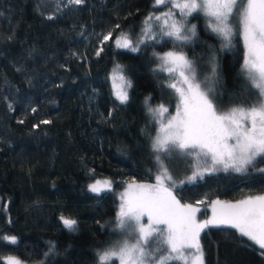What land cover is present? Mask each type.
Returning <instances> with one entry per match:
<instances>
[{"label":"trees","instance_id":"1","mask_svg":"<svg viewBox=\"0 0 264 264\" xmlns=\"http://www.w3.org/2000/svg\"><path fill=\"white\" fill-rule=\"evenodd\" d=\"M57 7L58 0H0V237L18 239L17 244L0 240V264L8 257L27 264H97V251L119 238L113 221L123 182H154L151 141L156 126L145 99L174 112L169 79L154 71L153 55L173 50V42L164 37L135 53L113 43L121 30L134 38L141 34L144 18L156 10L153 0H86L72 10L59 7V12ZM53 13L57 18L47 20ZM194 16L188 20L197 25V38L183 50L198 77L211 75L208 59L215 55L218 75H211L210 88L218 107L255 102L254 95H241L247 83L240 72V37L221 50L220 40L207 30L206 17ZM117 23L120 29L97 57L98 36ZM116 63L133 84L125 105L112 95L109 75ZM45 119L52 123L32 127ZM256 168H264L260 158L245 173L206 174L182 186V203L261 194L264 173ZM92 169L94 179L113 181L112 192L97 197L88 191ZM61 215L76 219L78 230L65 229ZM206 233L201 234L205 264H264L259 247L246 237H226L215 228ZM49 242L56 247L46 258Z\"/></svg>","mask_w":264,"mask_h":264},{"label":"snow or ice","instance_id":"2","mask_svg":"<svg viewBox=\"0 0 264 264\" xmlns=\"http://www.w3.org/2000/svg\"><path fill=\"white\" fill-rule=\"evenodd\" d=\"M85 4L86 0H65L64 7L72 10L71 6L79 8ZM161 6L168 10L146 16L141 34L135 38L121 30L113 40V33L120 29L118 23L98 36L97 57L110 40L117 49L135 53L141 51V45L158 44L164 37L169 38L173 50L153 53L159 61L154 71L168 74L167 87L175 97V111L170 113L164 104L153 107L149 104L151 97L145 99L147 112L156 126L151 144L156 160L155 182H123L125 187L118 194L113 221V233L122 239L98 250L97 264H114V261L119 264H205L201 234H207L206 230L212 228L221 230L226 237L235 233L246 237L264 256V195L236 202L214 199L210 204L205 200L182 203L184 198L179 195L182 186L194 184L206 174L230 170L245 173L255 167L258 158L264 163V0H153L154 9ZM57 11H60L59 6ZM194 14L207 18V30L220 40L221 50L232 47L234 37H240L243 44L241 74L247 83L241 95H254L255 102L222 110L213 89L202 86L194 61L183 50L197 38V25L189 26L188 20V17L195 18ZM56 18L55 13L46 17L50 21ZM208 66L212 77H216L219 64L215 55L208 59ZM109 79L112 95L120 105L127 104L133 84L124 66L116 63ZM108 116H112L111 111ZM19 123L23 124L24 120ZM51 123L45 119L32 127L39 129L40 125ZM189 158L195 164H191ZM177 161L193 169L190 176L179 181L168 167L169 163ZM256 171L264 173V168H256ZM94 173L92 169L88 175L94 179ZM87 189L99 197L113 191V181L94 179L87 184ZM208 207L211 216L199 219L198 214L204 215ZM60 221L69 232L78 230L76 219L61 215ZM0 240L18 243L14 235L0 237ZM55 247L49 242V251L44 256L47 258L54 253ZM5 264H24V261L8 257Z\"/></svg>","mask_w":264,"mask_h":264},{"label":"rangeland","instance_id":"3","mask_svg":"<svg viewBox=\"0 0 264 264\" xmlns=\"http://www.w3.org/2000/svg\"><path fill=\"white\" fill-rule=\"evenodd\" d=\"M64 3H65V0H58V6L59 7H64ZM168 9L166 8V7H164V6H161V7H159L158 9H156V10H154L152 13H155L156 15H159L161 12H164V11H167ZM177 18H179L178 17V15H177ZM206 20H207V18H206ZM190 26V25H189ZM159 38V37H158ZM158 63H159V61H157V66H158ZM241 72V71H240ZM165 74L167 75V77H168V74L165 72ZM206 78H209V79H206ZM212 77H211V75H209V76H199L198 77V79L202 82V86H206V87H208V88H210V79H211ZM169 79V78H168ZM110 82H111V80H110ZM170 82V81H169ZM168 82V83H169ZM111 89H112V86H111ZM236 105V104H235ZM234 104H232V106H235ZM232 106H227V107H222L221 109L222 110H227L229 107H232ZM174 111H175V109H174ZM173 114H174V112H173ZM151 144H152V141H151ZM189 160H190V163L191 164H195V161L194 160H191V158H189ZM168 167H169V170L171 171V173L173 174V176H174V178L175 179H177V181H179V180H183V179H185L187 176H190L191 174H192V168H190V167H188L187 166V164L185 163V162H183V161H177V162H174V163H169L168 164ZM96 179H104V178H96ZM92 182H94V180L93 181H91V182H89V183H92ZM154 182H155V179H154ZM153 182V183H154ZM139 183H146V182H139ZM151 183V182H150ZM125 187V186H124ZM124 190V188H122V190H120L119 191V193L120 192H122ZM118 193V194H119ZM260 195H264V192L263 193H261V194H258V195H249V196H247V197H245V198H240V199H237V200H234V201H232V200H222V199H220V200H222V201H230V202H236V201H239V200H242V199H246V198H248V197H250V196H260ZM117 200H118V196H117ZM205 200V199H204ZM198 201V200H197ZM119 202V201H118ZM210 204V203H209ZM202 208H204V206H201ZM208 208H210V207H208ZM211 216V209H210V213L208 214V216H206L205 218H208V217H210ZM204 218V219H205ZM199 219H201V218H199ZM122 239V237H120L119 236V238L118 239H116L115 241H117V240H121ZM24 264H27V263H24ZM115 264H119V262L118 261H116L115 262Z\"/></svg>","mask_w":264,"mask_h":264}]
</instances>
